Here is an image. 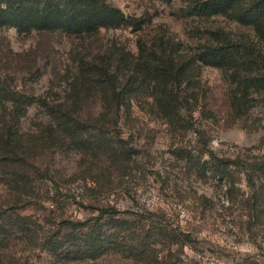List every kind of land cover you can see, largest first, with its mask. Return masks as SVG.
<instances>
[{"label": "rangeland", "instance_id": "374dc122", "mask_svg": "<svg viewBox=\"0 0 264 264\" xmlns=\"http://www.w3.org/2000/svg\"><path fill=\"white\" fill-rule=\"evenodd\" d=\"M108 2L121 8L132 24L83 36L0 28V85L54 105L74 94L77 78L83 91L79 107L89 121L102 110V103L95 83L82 77L84 60L121 47L138 53L140 42L151 50L162 37L175 43L174 50L187 59L197 57L203 43L216 35L233 49L251 46L256 53L264 51L252 26L221 15H200L194 7L197 0ZM195 70L200 100L191 128L174 133L143 102L147 92L135 99L132 112L122 111L120 128L131 141L124 144L132 152L129 160L113 164L97 151L28 143L40 171L21 194L6 184L1 166L0 223L8 228L9 218L21 213L31 218L32 228L25 234L11 231L0 241V264H264V219L258 222L241 204L250 192L244 177L228 195L225 183L199 177L176 156L178 148L197 150L205 145L231 157L264 154L263 96L255 94L254 106L237 117L230 103L234 86L225 72L204 64ZM49 119L48 108L36 103L29 107L21 129L28 138L44 130ZM108 207L128 219L152 214L155 223L179 227L192 241L183 246L164 239L151 258L142 260L118 252L80 261L56 259L43 247V237L58 230L61 221L86 220Z\"/></svg>", "mask_w": 264, "mask_h": 264}, {"label": "trees", "instance_id": "16d2710c", "mask_svg": "<svg viewBox=\"0 0 264 264\" xmlns=\"http://www.w3.org/2000/svg\"><path fill=\"white\" fill-rule=\"evenodd\" d=\"M194 7L200 15H221L252 26L264 45V0H197ZM131 24L123 10L108 0H0V28H16L20 33L63 31L83 36L102 28ZM157 44L150 50L140 42L138 53L121 47L82 62V77L94 82L101 94L102 110L89 121L84 120L79 107L83 91L78 89L77 78L74 94L54 105L0 85L3 107L0 112V167L5 170L6 184H11L21 194L34 183L33 176L40 168L33 161L35 157L29 155L34 148L28 143L97 151L98 156H104L113 164L129 160L132 152L124 144L131 141L122 133L120 120L122 111L132 112L135 99L142 97L144 92H147V99L143 102L148 103L154 115L166 120L174 133L191 128L200 100L197 81H194L195 67L200 64L219 67L230 78L234 86L230 103L237 117H243L254 106L255 94L262 95L264 100V51L256 53L251 46L233 49L229 43L222 42V36L216 35V39L203 43L197 57L187 59L174 50L176 44L171 40L162 37ZM36 103L48 108L50 119L43 124L44 130L30 133L27 138L21 123L29 107ZM206 147L178 148L176 156L199 177L225 183L228 195L235 191L243 176L250 192L241 199V204L252 218L258 222L263 220L264 154L231 157ZM120 214L115 207H108L86 220L61 221L58 230L43 237V247L56 259L71 257L80 261L118 252L142 260L151 258L158 242L164 239L183 246L192 241L190 233L179 227L155 223L150 212L151 215H142L139 220L123 218ZM9 219L8 228L0 223V241L7 240L11 231L25 234L32 228L28 215L18 213ZM158 257L155 254L156 260Z\"/></svg>", "mask_w": 264, "mask_h": 264}]
</instances>
